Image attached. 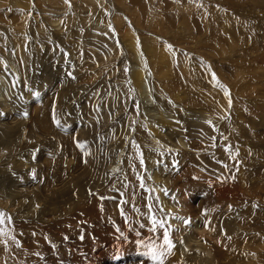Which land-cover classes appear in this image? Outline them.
<instances>
[{"label": "rangeland", "instance_id": "374dc122", "mask_svg": "<svg viewBox=\"0 0 264 264\" xmlns=\"http://www.w3.org/2000/svg\"><path fill=\"white\" fill-rule=\"evenodd\" d=\"M18 1L20 3L0 0V60H4L0 73L3 72L6 81L2 85L4 96L0 99L15 103L24 120L37 121L38 116H30L21 107L37 101V96L49 98L50 132L55 129L58 135L45 132L39 125L33 124L35 128L30 129V123L27 133L16 129L10 132L8 124L18 121L17 116H0V122L7 121V126L1 125L0 132L8 133L0 136V212L4 213L3 223H0V231L4 233L0 235V264H83L82 261L70 263L72 253L65 256L62 252V242L70 244L69 237L75 236L76 231L88 233V227L80 229L79 221L66 223L65 220L73 218L71 214L66 215V208L63 218L59 215L57 220L44 225L43 233L19 226L16 220L27 210L50 213L54 204L59 209L63 198L60 194L58 200H54L52 191L66 187L74 192L65 198L75 199V191L79 189L73 186L75 183H86L81 187L84 190L91 183L97 184L93 180L101 182L103 171H107L110 161L119 154L115 149L119 146L129 147L130 157L125 168L121 166L116 171L121 178L116 176L112 181L122 185H119L118 194L114 196L111 191L116 190L112 189L98 203L86 202L84 210L89 207L91 215L88 216L95 218L97 224L103 221L115 229L114 221L106 220V207L111 202L123 203L125 197L135 201L137 195L150 194L144 178L147 165L141 163L144 158L141 144L148 142H136L141 132L145 133L139 127V122L142 124L139 116L141 108L147 106L136 94L139 85L132 84L131 90L127 84L131 66L140 54L144 56L148 90L154 89L153 94L150 92L149 104L153 107L160 99L176 122L164 127L165 137L169 133L179 134L187 145L172 152L171 159L186 156L189 163L198 165L195 164L198 173L201 172L200 176L193 175L192 182L186 185L181 176L183 172L179 170L177 174L181 180L177 181V187L184 188L182 197L187 192V197L198 199L200 194L203 206H207V212L202 213L204 217L201 212L200 216L214 237L210 247L225 248L218 264H264V0ZM131 35L143 44L134 57L127 44ZM10 64L15 65L18 75ZM60 81L64 85L61 86ZM41 104L42 99L36 103L37 113L41 111ZM89 118L95 122L88 129L92 132L91 140L85 141L79 157L76 150L73 151L75 155L64 148L67 139L64 138L72 135L73 139L75 129L85 126ZM64 122L71 131L67 134ZM207 123H210V139L205 137L201 127ZM98 126L101 128L97 129ZM171 139L174 144L179 140ZM77 159L84 179H74L77 172L67 173V162ZM229 164L235 169L232 176ZM26 178L37 181L21 185L20 179ZM46 180L53 181H49L48 191L42 190V186L48 184ZM232 184L234 188L227 191V186ZM32 187L34 190H29ZM15 188L20 189L19 195L25 190L27 198L32 199L28 202L26 198L13 205L6 199L14 195ZM96 198L98 200L97 195ZM228 202L231 204L223 206L226 212L220 221L210 218V210L217 214ZM121 214L125 221L127 214L139 215L132 210ZM44 218L51 219L50 215ZM128 220L131 221L129 226L135 225L133 220L136 219L128 217ZM223 220L231 221L239 233L226 234ZM30 236L33 238H30V246L27 250L21 249V240ZM138 241L122 255L125 262L159 264L141 255L149 252L150 243L158 254L165 253L160 259L165 255L170 257L171 252L161 247L163 243L157 237L150 242ZM214 249L210 252V260L214 259ZM21 250L26 251L22 252L20 262L15 261L12 252L20 255Z\"/></svg>", "mask_w": 264, "mask_h": 264}, {"label": "bare ground", "instance_id": "6f19581e", "mask_svg": "<svg viewBox=\"0 0 264 264\" xmlns=\"http://www.w3.org/2000/svg\"><path fill=\"white\" fill-rule=\"evenodd\" d=\"M17 3H20V2L17 0ZM22 36H24V35H21L20 37H22ZM127 44H128V48L133 51V54H132L133 57H134V55L139 54V52L141 51L139 48H140V46L143 45V44L142 45L139 44L136 41V39L134 40L133 35H131V38L129 39ZM20 49L21 48L19 47V49H17V50L19 51ZM142 57L144 58V56L142 54H140L139 59L135 60L134 65L131 66L130 80L128 81L127 84L129 85L130 89H131L132 84H134V86L139 85L140 88L137 89L136 94H138L140 96V98H142L144 100L143 104L144 105L146 104V106H147V108H145V107H144V109L141 108V114L139 116V118L141 119V123H142V124H140V122H139V127L142 130H144L145 133L141 132V136L136 139V142H138V141H140L142 143L148 142L147 145L143 144V146H142V144H141V147H143L142 153L144 155V158L141 160L144 163H146V165H147V167H145V170H144V178H145V185L147 186V189L150 190V194H148L147 196L142 195L140 197L137 195L135 201H132V200L129 201L128 200L129 198L125 197V198H123V200H124L123 203L111 202L106 207V210H107L106 220L114 221V224L116 225L115 229H111V227L107 226V223H105V224L102 223L103 221L100 224H97L98 221L96 222L95 218H93L92 216H88L90 214V211L88 210L89 207L84 210V206H85L86 202L91 201V202L98 203L104 196H106V193H110V191L112 189L116 190V191H111V193L114 192V196L118 194L119 185H121V184H119L120 182L118 183L116 181H114L112 183V181L117 176L116 171L118 170V168L121 166H123L125 168V166H126L125 164L127 162H129V157H130V154L128 155V152L130 151L129 147H127V148L122 147L121 148V146H119L118 148H115V149H116V152H118V151H120V152L118 155H115L116 159L114 161H112V160L110 161V165L108 166L107 171L106 170L103 171V177H101V182L99 181V179H98V181L93 180L97 184L91 183V185L84 190L81 189V187L83 188L84 185L86 186V183H82V182L75 183L73 186L79 188L77 191H75V193L77 195L75 199H74V197L65 198L68 194H70L72 196L71 191L74 192V190H70L66 187H64L60 191H56V192L52 191V193L54 194V196H53L54 200L57 201L58 195H60V194H61L60 197L63 198V200L61 201L62 203H61V206L59 209H58L57 204L56 205L54 204V206L52 207L54 210H52L50 213H46L45 211H39L38 212L35 209H34V211L27 210V212L20 214L21 217L18 218L16 220V222H17V224H19V226L30 227L33 229L35 228V229H38V231L40 233H43V231L45 230L44 225H46V224L48 225V222L53 221V219L57 220L59 218V215H62L60 217L63 218L64 216H63L62 212L66 208L65 209L66 215H69V214L73 215V218L71 217V218L65 220L66 223H71V222L75 223L76 221H79L78 223L80 224V229L82 227H88V233L87 232L85 233V231L84 232L82 231L84 233L83 234V233H81V231L80 232L76 231L75 236L69 237V241H72L74 244H71L72 242L70 244L67 242L66 243L62 242V244H61V246L63 247L62 252L66 253L65 256H68L69 252L72 253V254L70 253L72 256V259L68 260L70 263L71 262L72 263L73 262L78 263L79 261H82V262H84L83 264H116L117 260H120V262L118 261L119 264H132V263H130V261L125 262V260H124L125 257H124V259H122V255H124L126 252L129 251L130 245L132 243L135 244V242L137 240L142 241L144 239L146 242L147 241L150 242L151 239H154L156 237L162 243H164L163 233L165 230H167L169 232V238H170L171 242L173 243L174 247L171 249L170 257H168L169 255L164 256L163 264H210V263L218 264L219 260L222 258V256L220 257V255H223L225 248L222 249V247H216V245H211V247H210V242L214 239V237H213V234H210V230L207 231V229L210 227H208L206 225V223H204L205 220L203 222V219H202V217H204V215L202 216V213H203V211L207 212V210H206V209H208L207 206H203V201H202V198L200 197V194H199L198 199L196 198V196L195 197H187V195H188L187 192H186L187 195L186 196L184 195L182 197L181 196L183 194L182 189H184V188L183 187H181V188L177 187V184H178L177 181L181 180L178 176L179 173L177 174V172L179 170H181L183 172V174L181 176H183V182L186 185H188L189 182H192V180H193L192 176L193 175L194 176H200L201 172L198 173V170H196V166H198V165L195 163L196 164V166H195V164L189 163L190 161L187 159L188 157H186V156L178 155V156H176V159H174V160L171 159L172 158L171 157L172 152H174L177 149L181 150L183 148V146L187 147V145L185 144L184 140L179 136V134L173 136V133H169L165 137L164 127H170L171 124H174L176 122H175L174 118H172L170 115H168V113H167L168 108L160 103V99L156 100L157 103L153 107L149 104L148 99H149V97H151L150 92H151V94H153L152 92H154V89L152 91L148 90V84H147V80H146L148 76H147L145 66L143 64ZM21 60H22V57H21ZM2 63H4V60H0V64H2ZM9 66L12 68V70H14L13 72L17 74V72L15 71V65L10 64ZM2 75H3V72L0 73V97L4 96L3 86L6 84L5 83L6 81ZM60 84L62 86V85H64V82L60 81ZM61 90L63 93V88ZM71 93H73V89H72ZM48 96H49V94H48ZM37 97H38L37 101L30 102L29 106L25 105V106H22L21 108L26 110V111H24L25 113H30V116L31 115L38 116V118L36 117V120L38 122L35 120H29V121L24 120L18 114V109H17L15 103L9 102L8 99L7 100H1L0 99V113L11 114V116L15 115V116H17L16 118L18 119V121L14 122L15 124L14 123L8 124V129L10 132H13L16 129L17 131L22 130L24 133H27V132H29L27 130V128H28V125L30 123L31 124L30 129L35 128V126H33V124L39 125V127L41 129H44L45 132L58 135L55 133L54 128H53L54 132H50V130H52L51 129L52 127L50 126V120L51 119H49V113H48L49 98H46L44 96H37ZM35 99H36V97H35ZM40 99H42V104L40 106L41 111H40V113H37L36 103ZM149 106L152 108L149 109ZM25 117H26V115H25ZM201 118H202V116H201ZM8 120L12 122L13 119L10 118ZM92 120H94V119L89 118V121H87L88 123H86L85 126L80 125V127L76 128L75 129L76 133H75V135L73 134L74 135L73 139H72V135L70 136V138H68V137L64 138V140L67 138L65 141L63 140L65 149L68 148V150L70 152H72L73 154H75L73 151L76 150L79 154L77 156L81 157V155H82L81 150L83 148L85 141L91 140V139H89V137L92 136V134H91L92 132H91V130H88V129L92 126V124L95 123ZM6 122L7 121L0 122V128H1V125L3 127L7 126ZM53 124H54V122H53ZM65 124L66 123L64 122V124H63V128L65 129L64 133L67 134V132H71V131L69 130V128L67 126H65ZM200 126H201V124H200ZM201 127L205 130L204 133L207 135L205 137L210 139V133H211L210 123H207L205 125V127L204 126H201ZM99 128H101V127L98 126L97 129H99ZM163 129H164V131H163ZM166 130H170V129H166ZM3 132L6 133V131L2 130L0 132V136L3 135ZM6 135H8V133H6ZM9 135H10V133H9ZM68 135H70V134H68ZM60 136L62 138L63 135H60ZM172 137H174V138L176 137L179 140H177L174 144L172 142V139H171ZM5 143L6 142H4V144ZM74 147H76V149ZM130 148H131V146H130ZM116 152H115V154H116ZM78 160L79 159L75 160L74 162H72L73 160L68 161L67 162L68 166H65V167L67 168V173L71 172L72 174H74L75 172H77V175L73 176L74 179L79 178V177L81 179H84L82 168H78L80 166V162ZM108 160H110V159H108ZM54 162H55V160H54ZM98 162H100V161H98ZM102 162H104V161H102ZM231 162H233V161H231ZM43 163L46 164V162H43ZM71 163H74V164L71 165ZM165 164H166V166H165ZM229 166H230V164H229ZM231 166H232V164H231ZM82 167H83V165H82ZM200 167L201 166H199L198 168H200ZM228 167H226V168H228ZM102 168L103 167H101V169ZM203 169H204V167H203ZM80 170H82V172H80ZM230 170H231L230 175L232 176L233 171H235V169L233 167H231ZM203 172L206 173V170ZM208 172L209 171H207V173ZM109 173L113 174V175L109 176ZM230 175H227L226 177H229L231 179ZM104 176L105 177L107 176V178L105 180H103L105 178ZM117 177L121 178L120 175ZM39 178H41V176H39ZM118 178H117V180H119ZM124 178H126V177H124ZM204 178L202 179V181L203 180L205 181ZM208 179H211V178H208ZM31 180L34 181L33 184L36 183V181H37L36 178L35 179L26 178V179H20L19 183L21 185H24L26 183L28 184L29 182H31ZM224 180L225 179H223V181ZM49 181H47V180L45 181L48 184L44 187L42 186V190L43 189H44V191H45V189H47V191L49 190V188L51 187L50 182H53V181H50V182ZM202 181L198 180L199 183ZM123 182H124V179H123ZM198 182H194V183H198ZM206 183H205V185L204 184H202V185L206 186ZM230 183H228V184H230ZM68 185H70V184H68ZM182 185H184V184H182ZM234 185L235 184L228 185L226 190L228 191V189L234 188ZM216 188H218V187H216ZM15 189H16V191H14V195H9L10 198L6 199L8 201H12L13 205L17 202L21 203V202L25 201V199L27 198V196L25 194V192H26L25 190L19 195L20 189L19 188H15ZM29 190H34V187H32ZM120 190H122V189H120ZM185 190L187 191V188H185ZM122 191H124V190H122ZM164 191H167L168 193L165 194ZM27 192H29V191H27ZM131 194H132V192H131ZM235 194H236V189H235ZM96 195L98 196V200L96 198ZM34 196L36 197V195H34ZM9 199H11V200H9ZM31 199H28V202ZM219 200L225 201V199H219ZM56 201H54V202H56ZM50 204L53 205L52 201H50ZM226 204H231V203L230 202L224 203L220 207V209L218 210L217 214L214 213L212 210H210V213H208L210 216L212 215L210 218L220 221L221 217L226 212L224 210L225 208L222 209L223 206H225ZM86 206H87V204H86ZM227 206H229V205H227ZM90 207H92V206H90ZM128 210H132V211L136 212L137 214L139 213V215L127 214V220L125 221L124 215H122L121 213L124 212V214H125V213H127ZM200 212H201L202 217L200 216ZM46 215H50L51 219L50 220L45 219L44 216H46ZM217 216H218V218H217ZM128 217L130 218V220L132 219V217L134 219H136V220H133L135 222V225L129 226V223L131 221L128 220ZM152 218H155L156 220L162 222L164 227L161 228L159 225H157L154 230H151L152 229V224H151ZM224 219H225V217H224ZM185 221H187V223H185ZM209 223L210 222H208V224ZM223 223H225V228L223 230L226 232V234L233 235L235 233L236 234L239 233V232H236L237 229H236L235 225H233L231 223V221L228 223V222H225V220H223ZM93 224H95L96 226H92ZM7 225H8V223L6 224V226ZM75 225H72V226H75ZM65 226L68 227L67 224ZM201 227H204V228H201ZM230 229H232L231 233H230ZM63 230H65V228H63ZM70 230H72V228ZM81 230H83V228ZM219 231L220 230H218L216 232V235H218ZM237 236H239V234ZM61 237L63 239H65L64 235H62ZM233 237H235V236H233ZM239 237H241V236H239ZM30 238H32V237L30 236L29 238L21 240L22 242L20 241L22 243L21 249L27 250L28 246H30V244L32 242ZM216 240L217 239L215 238V242H216ZM218 240L222 241L221 239H218ZM56 241H57V239H56ZM146 242H145V244H146ZM150 245H151V243H150ZM69 247H70L71 251H69L70 250ZM166 248L167 247L165 246V249ZM212 248H215L216 251H215V254H213L214 259L210 260V252L212 251ZM19 250H18V252H19ZM26 250H21L20 255H16L17 251H16V254L12 252V256L13 255L15 256V261L17 260L18 262H20L21 255H23L22 252H24ZM31 251H32V249H31ZM0 254H1V252H0ZM24 256H25V254H24ZM114 256H118L119 258L114 259L113 258ZM17 257H18V259H17ZM136 258H138V257H136ZM136 258H134V259H136ZM225 258H227V257H225ZM66 260H67V258H66ZM138 260H140V259H138ZM228 260L229 259H227L226 262H228ZM38 262H40V261L38 260ZM28 264H30V263H28ZM50 264H51V262H50Z\"/></svg>", "mask_w": 264, "mask_h": 264}, {"label": "snow or ice", "instance_id": "6c2138e0", "mask_svg": "<svg viewBox=\"0 0 264 264\" xmlns=\"http://www.w3.org/2000/svg\"><path fill=\"white\" fill-rule=\"evenodd\" d=\"M67 2V0H66ZM227 95V93H225ZM5 115L4 113H0V116ZM79 146V145H78ZM141 163H143V161H141ZM4 220V213L0 212V223H3ZM10 220V218H9ZM185 223H187V221H185ZM151 224H152V229L154 230L156 228L157 225H159L161 228L164 227L163 223L156 220L155 218L151 219ZM4 233L2 231H0V235H3ZM11 238V237H10ZM163 245L161 246L162 248L164 246L167 247L168 253L170 254L171 249L174 247L173 243L171 242L170 238H169V232L167 230L164 231L163 233ZM19 243L17 242V247H19ZM149 252L146 253H141V255L145 256L147 259H150L153 262L159 261V264H163V260L160 259V257H162L165 253L163 251H160L159 254L156 250L154 249V245H149ZM114 259H118V256H114Z\"/></svg>", "mask_w": 264, "mask_h": 264}]
</instances>
